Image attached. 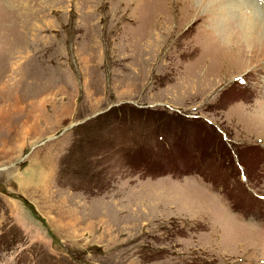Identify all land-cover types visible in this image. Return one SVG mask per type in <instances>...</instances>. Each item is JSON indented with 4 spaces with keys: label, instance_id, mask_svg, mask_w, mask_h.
Here are the masks:
<instances>
[{
    "label": "rangeland",
    "instance_id": "obj_1",
    "mask_svg": "<svg viewBox=\"0 0 264 264\" xmlns=\"http://www.w3.org/2000/svg\"><path fill=\"white\" fill-rule=\"evenodd\" d=\"M186 1L0 0V264H264V41Z\"/></svg>",
    "mask_w": 264,
    "mask_h": 264
},
{
    "label": "bare ground",
    "instance_id": "obj_2",
    "mask_svg": "<svg viewBox=\"0 0 264 264\" xmlns=\"http://www.w3.org/2000/svg\"><path fill=\"white\" fill-rule=\"evenodd\" d=\"M187 1H189V0H187ZM213 1L215 3H218V5L220 7V10H219L220 11V17L218 19H221V24L216 21V25H215V29H214L213 33H214L215 37H217V40L221 44H229V46L231 45V46H237L238 47V44H239L238 41H239V39H241V37L234 30V26H235L236 22L239 20L241 12L244 9H246V4H247V7L249 8V10H251L254 14L258 13L260 15L262 21H264V7L257 8V6L255 5L254 2H252V0H213ZM254 1L257 2L258 4H261L259 0H254ZM212 5H214V4H212ZM261 5H259V6H261ZM238 35H239V37L234 41V39ZM258 37H259V39L264 41V32L259 33ZM255 41H256V39H255ZM237 49H239V48H237ZM224 50L226 52V49H224Z\"/></svg>",
    "mask_w": 264,
    "mask_h": 264
},
{
    "label": "clouds",
    "instance_id": "obj_3",
    "mask_svg": "<svg viewBox=\"0 0 264 264\" xmlns=\"http://www.w3.org/2000/svg\"><path fill=\"white\" fill-rule=\"evenodd\" d=\"M202 2L207 3V0H202ZM260 3L264 5V0H260ZM234 30L245 43H248L256 39L259 33L264 32V21L258 13L254 14L251 10L244 9L234 26Z\"/></svg>",
    "mask_w": 264,
    "mask_h": 264
},
{
    "label": "crops",
    "instance_id": "obj_4",
    "mask_svg": "<svg viewBox=\"0 0 264 264\" xmlns=\"http://www.w3.org/2000/svg\"><path fill=\"white\" fill-rule=\"evenodd\" d=\"M220 205H222L220 202H219Z\"/></svg>",
    "mask_w": 264,
    "mask_h": 264
},
{
    "label": "snow or ice",
    "instance_id": "obj_5",
    "mask_svg": "<svg viewBox=\"0 0 264 264\" xmlns=\"http://www.w3.org/2000/svg\"><path fill=\"white\" fill-rule=\"evenodd\" d=\"M246 179V178H245Z\"/></svg>",
    "mask_w": 264,
    "mask_h": 264
},
{
    "label": "water",
    "instance_id": "obj_6",
    "mask_svg": "<svg viewBox=\"0 0 264 264\" xmlns=\"http://www.w3.org/2000/svg\"><path fill=\"white\" fill-rule=\"evenodd\" d=\"M48 139V138H47Z\"/></svg>",
    "mask_w": 264,
    "mask_h": 264
}]
</instances>
